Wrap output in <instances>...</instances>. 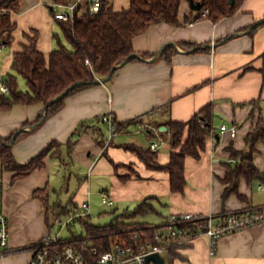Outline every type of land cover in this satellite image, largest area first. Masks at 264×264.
Here are the masks:
<instances>
[{
    "label": "crops",
    "instance_id": "1",
    "mask_svg": "<svg viewBox=\"0 0 264 264\" xmlns=\"http://www.w3.org/2000/svg\"><path fill=\"white\" fill-rule=\"evenodd\" d=\"M86 1L82 0V4L86 5ZM55 3V0H22L21 11L13 15L17 22L15 40L0 50V79L11 70L14 53L28 43L26 33L39 31L38 47L47 56L58 48L60 43L54 29L55 26L61 29V25L52 12ZM113 4L116 10H121L129 7V0H113ZM196 11L189 0H182L179 25L157 22L136 36L134 47L139 59L120 65L109 81L69 95L60 110L38 128L29 127L24 137L14 144L18 163L26 164L53 140L66 144L81 124L93 125L104 114L109 113L117 122L125 124L104 145L91 131L81 132L73 149L65 150L63 160L58 156L47 157L44 167L24 178L15 180L13 171L2 172L6 176L4 206L10 221L11 248H25L42 238L62 207L89 200L91 210L96 193L103 198V193L108 192L114 205L122 204L124 208L127 202H132V208L137 209L146 201V211L141 213L147 218L132 221L159 228L187 212L218 215L264 205L263 180L249 181L242 177L238 189L243 199L236 193L224 199L229 183L223 180L229 165L235 164L230 161L233 157L229 147L248 148L246 137L255 127V121L249 116V102L264 100V23L246 32L264 20V0H244L233 16L218 22L206 18L186 19L191 13L193 18ZM189 44L208 49L195 50ZM166 50L171 60L164 55ZM207 105L212 106L214 131L200 157L186 156L187 183L183 191H173L166 169L149 167L126 145L151 147L152 141L158 140L157 161L165 165L173 150L168 122L187 121ZM44 106L43 103L17 104L9 111H0V136L8 137L24 122L34 121ZM145 119L149 123L143 126ZM223 124H236V136L222 131ZM103 126L108 135V126ZM258 148L255 162L264 171V142ZM64 164L78 174L74 191L72 175L68 178L67 174L63 176V187L54 188V168ZM116 164L122 166L117 168ZM83 173L87 174L85 178ZM47 184L51 202L57 206L49 220L42 201L33 195L37 188ZM64 191L70 193L67 202L60 199ZM53 195L59 196L53 198ZM178 252L177 257L170 256L168 264H264V222L223 236L216 256L210 255L206 236H198ZM12 254L13 264H27L31 257L29 250Z\"/></svg>",
    "mask_w": 264,
    "mask_h": 264
},
{
    "label": "trees",
    "instance_id": "2",
    "mask_svg": "<svg viewBox=\"0 0 264 264\" xmlns=\"http://www.w3.org/2000/svg\"><path fill=\"white\" fill-rule=\"evenodd\" d=\"M73 0H55L56 3H68ZM203 7L186 17L187 20L194 21L200 19H210L218 22L224 18L233 16L244 0H201ZM22 0H0V47L11 46L15 40L14 32L17 22L13 15L21 11ZM182 0H129V7L121 10L114 8L113 0H102L101 8L96 12H91L88 7L83 9L81 4L73 21L60 22L63 36L71 47L62 43L54 49L50 55H46L38 47L40 33L33 30L26 33L28 43L23 44L20 51L14 53L11 70L6 74L5 79L10 86L11 92L0 96V111H9L17 104L46 105L52 98L61 94L68 86L78 81H87L72 89L64 98L51 103L46 111V119L56 113L64 106L65 99L86 87L96 85L97 78L108 75L113 77L116 69L114 67L123 62L128 56L136 53L134 39L139 34L146 32L157 22H168L173 25L181 23L179 11ZM208 9V12L205 10ZM54 14V10L52 9ZM264 23V20L258 25ZM57 37V34H55ZM195 50L208 49L195 44H189ZM163 54V53H162ZM168 60L171 55L168 50L164 52ZM139 59L133 57L130 61ZM24 78L26 89L21 87L20 78ZM110 78V79H111ZM109 79V80H110ZM108 80V81H109ZM251 105L250 118L255 121V127L247 134V149L236 150L233 146L232 157L235 164L229 165L230 170L223 179L229 183L224 193V199L236 193L240 198L244 195L238 189L239 181L246 177L249 181L259 179L264 181V171L255 162V154L259 151L258 144L264 142V100L255 99L249 102ZM213 110L211 105H207L197 112L187 121H169L168 127L171 133L173 150L170 161L162 165L157 161L158 152L151 147H141L135 144H128L126 147L135 151L145 163L154 169H166L170 173L171 188L173 191H183L187 183L185 170V160L187 155L200 157L205 149L208 137L214 131L212 123ZM42 118L38 116L34 121H26L20 127V133L12 145H9L14 135L8 137L0 136V164L1 171L9 170L14 172V179L24 178L36 169L46 165V158L58 156L64 159L65 150L70 152L78 136L83 131H91L97 141L104 145L107 143L108 135L106 128L100 118H96L95 123L81 124L66 144L53 140L37 156L26 164H19L13 152V146L25 127H31ZM115 119V118H114ZM117 122V120H115ZM119 131L125 124L118 122ZM38 128V127H37ZM18 130V129H17ZM120 164H116L119 168ZM125 177L122 176V179ZM34 197L42 201L46 209L48 220L55 214L56 204H52L48 184L37 188ZM147 202L144 201L129 215L124 214V218L115 216L106 225H96L90 223L84 217H79L73 222L79 221L86 229L83 236H91L93 242L99 245L102 250L109 248L112 242L122 238L133 239L135 232H140L144 236H154L159 229L157 226H150L146 222L129 221L125 219L146 211ZM78 204H73L66 208L62 207L64 213L73 212ZM90 215V214H89ZM72 222V223H73ZM78 236V235H76ZM192 244V243H191ZM189 246V245H188ZM178 246L170 249L171 258L179 255Z\"/></svg>",
    "mask_w": 264,
    "mask_h": 264
},
{
    "label": "built area",
    "instance_id": "3",
    "mask_svg": "<svg viewBox=\"0 0 264 264\" xmlns=\"http://www.w3.org/2000/svg\"><path fill=\"white\" fill-rule=\"evenodd\" d=\"M73 0L68 3H55L54 17L59 20L73 21L78 7L89 8L96 12L101 8L102 0ZM209 10L206 9L205 12ZM1 50V47H0ZM11 92L6 79H0V96ZM101 121L108 126V144L119 132L118 122L107 113L102 115ZM148 119L141 125H146ZM143 126H140L143 128ZM140 130V129H139ZM222 131H229L232 136L238 133V126L223 124ZM160 147L158 140H153L151 148ZM235 162L234 158L230 159ZM263 188V185H260ZM4 176L0 170V257L17 251L29 250L31 257L27 264H147V257L153 253H160L166 264L169 262L172 246L184 248L190 245L198 236H206L209 243V253L216 256L219 251L220 239L232 232L246 228L256 223L264 222V205L248 207L241 210L226 211L221 214H202L187 212L170 219L166 226L159 228L154 236H144L140 232L133 234V239L122 238L111 243L109 248L102 250L93 242L91 236L65 237L62 233L72 222L90 214V202L78 204L71 213L58 212L50 223L46 234L25 248H11L10 221L5 212ZM103 202L113 206L115 201L108 192L103 193ZM149 264H158L151 260Z\"/></svg>",
    "mask_w": 264,
    "mask_h": 264
},
{
    "label": "rangeland",
    "instance_id": "4",
    "mask_svg": "<svg viewBox=\"0 0 264 264\" xmlns=\"http://www.w3.org/2000/svg\"><path fill=\"white\" fill-rule=\"evenodd\" d=\"M54 31H55V34H57V37H55V38H57L58 44L60 43L59 42V35H60L61 36L60 38H62V43L71 47V45L65 39L61 29H59L58 26H55ZM20 82H21V87L26 89L27 85H26L25 79L21 77ZM18 130H15L14 134ZM24 135H25V133H22L18 140L23 138ZM55 160L57 161L58 159L56 158ZM67 167H68V165L64 164L62 167L58 165L57 169L54 168V172H53L54 179L52 180L53 185H54V188L60 190L64 185V182H63L64 177L63 176H65L67 174L68 178H70V176L72 175L71 187H72V191H74V189L76 187V183L79 182L78 176H77L78 174L75 170L71 169V167H69V168H67ZM0 170H1V164H0ZM81 175L83 178H85L87 174L83 173ZM4 180H5V182H4V188H5V184H6V176L5 175H4ZM66 185H67V183H66ZM65 187H67V186H65ZM58 196L59 195H53V198H57ZM93 196L94 197L92 199L94 200L93 201L94 206L90 210V213L91 212L92 213H91V215H87L84 217L90 223H93L96 225H106V224L110 223V221L115 216H120L121 218H124V216H123L124 214L129 215L132 211H136L135 206L132 208V202H127V204H126L127 206H125V208H124V205H122V204H118V206H116V204L113 206H110V205L103 202V200H102L103 198H102L100 193L99 194L96 193ZM69 198H70V193H67L66 191H64V193L60 197V199L63 200L64 202H67L69 200ZM145 218H147V215L145 216V214L138 213L136 217L131 216L130 218L126 217L125 219L132 221V219H134V220L140 219L141 220V219H145ZM82 233H86V229L83 227V224L81 222L76 221V222H73L69 227L64 229L62 234L65 237H72V236H76V235H82ZM12 255H14V254H11V255L8 254L6 256L0 257V264H13L15 258H13Z\"/></svg>",
    "mask_w": 264,
    "mask_h": 264
},
{
    "label": "water",
    "instance_id": "5",
    "mask_svg": "<svg viewBox=\"0 0 264 264\" xmlns=\"http://www.w3.org/2000/svg\"><path fill=\"white\" fill-rule=\"evenodd\" d=\"M190 1V3H191V6H192V8L193 9H195V10H200L202 7H203V3H202V1L201 0H189ZM230 2L231 3H233L234 2V0H230ZM261 21H259V22H256L255 24H253L252 26H250L249 28H248V30L246 31V32H249V31H251L258 23H260ZM213 46H216V44L215 43H213L212 44ZM193 49H196V48H193ZM133 57H140L139 56V54H137V53H134V54H132V55H130V56H128L123 62H121V63H119L118 65H116L115 67H114V69H116V68H118L120 65H124V64H126L127 62H129ZM111 78V75H108V76H106V77H103V78H97L96 80H95V83H105V82H107L109 79ZM85 83H87V81H78V82H75V83H73L72 85H70V86H68L61 94H59L58 96H56V97H54V98H52L45 106H44V109H43V112H42V118L37 122V123H35L34 125H32L31 127H30V129H36L38 126H40L44 121H45V119H46V111H47V108H48V106L51 104V103H53V102H55V101H57V100H59V99H62V98H64L72 89H74L75 87H77V86H79V85H81V84H85ZM164 128L165 129H167V126H164ZM28 130L29 129V127H25V128H23L22 130ZM20 133V130H18L14 135H13V137H12V141H11V143H9V145H12L13 143H14V141L16 140V138H17V136H18V134ZM151 260H153V261H155V262H157L158 264H166V262H165V260H164V258L160 255V253H153V254H151V255H149L148 257H147V264H149V262L151 261Z\"/></svg>",
    "mask_w": 264,
    "mask_h": 264
}]
</instances>
